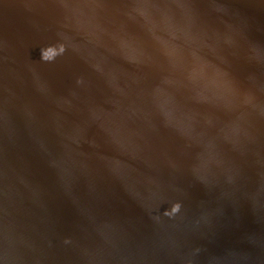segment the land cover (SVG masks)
<instances>
[{
	"label": "water",
	"instance_id": "95a60500",
	"mask_svg": "<svg viewBox=\"0 0 264 264\" xmlns=\"http://www.w3.org/2000/svg\"><path fill=\"white\" fill-rule=\"evenodd\" d=\"M0 264H264V0H0Z\"/></svg>",
	"mask_w": 264,
	"mask_h": 264
},
{
	"label": "clouds",
	"instance_id": "9594fccd",
	"mask_svg": "<svg viewBox=\"0 0 264 264\" xmlns=\"http://www.w3.org/2000/svg\"><path fill=\"white\" fill-rule=\"evenodd\" d=\"M65 51V45L60 44L57 45H49L43 49H41V58L44 61H52L54 60L58 55L62 54ZM181 208V203L176 202L172 205L170 209H165L164 214L167 216H172L175 213L179 212Z\"/></svg>",
	"mask_w": 264,
	"mask_h": 264
}]
</instances>
